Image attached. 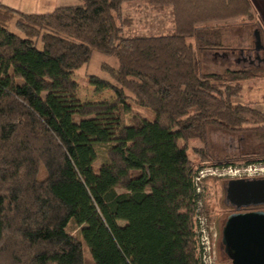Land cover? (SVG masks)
Masks as SVG:
<instances>
[{
	"label": "trees",
	"instance_id": "obj_1",
	"mask_svg": "<svg viewBox=\"0 0 264 264\" xmlns=\"http://www.w3.org/2000/svg\"><path fill=\"white\" fill-rule=\"evenodd\" d=\"M128 3L170 11L172 32L125 35ZM239 19L264 39L251 0L0 2V264H200L197 171L264 161L244 152L262 147L264 112L238 102L260 71L204 69L235 55L224 35ZM95 51L116 65L88 81L114 99L81 103L73 76ZM212 132L237 151L215 154Z\"/></svg>",
	"mask_w": 264,
	"mask_h": 264
},
{
	"label": "rangeland",
	"instance_id": "obj_2",
	"mask_svg": "<svg viewBox=\"0 0 264 264\" xmlns=\"http://www.w3.org/2000/svg\"><path fill=\"white\" fill-rule=\"evenodd\" d=\"M51 6H43V5H31V4H15L20 11L25 13H46L51 12L53 9L59 6H66V5H75L79 3V0H60L56 2V0H51ZM136 4H126L124 6L125 10H129L131 14H133V19L136 21L134 26L128 29L125 32V35L129 36H139V35H146V34H156V35H166L172 32V17L171 14L168 13L170 11H166L162 14H156L150 10H138L135 8ZM132 7V8H131ZM260 6H258L257 1H254V8L255 13L259 11ZM131 8V10H130ZM138 12V13H136ZM141 13V14H140ZM259 13V12H258ZM260 19V18H259ZM241 19L235 21L238 23V26H234L233 28L229 29L224 36L226 39L227 45L231 44L233 47L235 46V55H230L227 58H217L215 62H212L213 56H210L211 62H206L204 64V69H222L224 67H243L245 65L250 66L249 63L243 59L244 55H248L249 53H253L252 51L254 48V35L253 31L246 29L242 24H240ZM241 25V26H240ZM13 31L15 29L11 27ZM251 33V34H250ZM243 35L244 37L247 36L249 38V44H251L250 49L246 48V45H249L248 42H241ZM252 35V37H251ZM244 43V44H243ZM261 46H264V39L261 41L259 40ZM250 46V45H249ZM260 46V47H261ZM261 47V48H262ZM239 49L244 52V55H240L238 53ZM240 52V51H239ZM263 52V51H261ZM264 52L261 53L260 56L263 58ZM226 57V56H225ZM238 58V59H234ZM260 59L259 64H257L253 59L250 61L251 68L258 69V76L251 81L245 82L242 89V98L239 99L238 102L249 103L254 106L256 109L264 112V63L261 62L263 59ZM116 65V60L113 57L102 55L98 52H93L90 62L83 66L78 72L73 76V79L77 83V89L75 92V97L81 103H93V102H110L114 99V94L111 90L99 87L94 85L88 81V76L95 75L101 78H108V74L102 69L103 65ZM245 66V67H247ZM256 70V71H258ZM248 139L251 145H254L255 138ZM210 142L212 143L211 148L217 155H225V154H232V151H237L238 140L231 141L232 144H227L226 139L228 137L224 136L219 132H212L209 136ZM248 143V142H247ZM196 144V143H195ZM194 144V145H195ZM264 146V143L262 144ZM259 146L255 147H247L244 152L250 151L255 149V151H260V155L264 156V149H260ZM192 159L197 162L196 157L190 153ZM259 162V161H258ZM249 164L254 163H243V162H234L229 165H223L219 168H224L227 170V167H231V169L247 167ZM261 164L259 166H264V162L256 163L255 166ZM218 167V165H211V164H203L200 169H205L207 172H213L214 169ZM228 171V170H227ZM221 176L219 175H210L205 176L203 180L205 194L203 199V210L205 214L208 212L207 217L209 220V224L212 230V233L215 234L214 238V258L215 264H231V261L228 259L227 255L224 253L223 246L221 244V230L224 224L226 217L230 213V206L226 205L224 196H225V183L227 180L232 179L228 177L229 175L225 174L223 171ZM224 173V174H223Z\"/></svg>",
	"mask_w": 264,
	"mask_h": 264
},
{
	"label": "water",
	"instance_id": "obj_3",
	"mask_svg": "<svg viewBox=\"0 0 264 264\" xmlns=\"http://www.w3.org/2000/svg\"><path fill=\"white\" fill-rule=\"evenodd\" d=\"M253 35L254 49L258 51L260 35L257 31ZM224 200L236 210L226 217L222 226L224 253L231 264H264V211L238 212L241 207L264 204V178L228 180Z\"/></svg>",
	"mask_w": 264,
	"mask_h": 264
},
{
	"label": "built area",
	"instance_id": "obj_4",
	"mask_svg": "<svg viewBox=\"0 0 264 264\" xmlns=\"http://www.w3.org/2000/svg\"><path fill=\"white\" fill-rule=\"evenodd\" d=\"M262 163V162H259ZM254 164H249L247 167L241 168H233L227 167L228 171L224 168L216 167L213 172H207L205 169H199L197 174L194 176V186L196 188V193L199 198L196 202V209L194 213L195 220V239L197 243V251L199 257L200 264H215L214 258V236L212 233L208 217L206 216L203 210V200H202V192H203V180L205 176L210 175H219L221 176L223 171L225 174L229 175L230 178H238L242 176H254V175H264V166H259L258 164L255 166ZM223 173V174H224Z\"/></svg>",
	"mask_w": 264,
	"mask_h": 264
},
{
	"label": "crops",
	"instance_id": "obj_5",
	"mask_svg": "<svg viewBox=\"0 0 264 264\" xmlns=\"http://www.w3.org/2000/svg\"><path fill=\"white\" fill-rule=\"evenodd\" d=\"M23 1H24V4L26 5V4H31V5H43V6H51V4H52V2H51V0H0V2L1 3H3V4H5V5H7V6H10V7H12V8H17L16 7V5L15 4H23ZM60 0H56V2H59ZM254 1H257V4H258V6H260L259 8V13L257 12V13H255L256 14V16L258 17V18H260V20H261V22L263 23V25H264V0H251V2H252V5L254 6ZM18 10V9H17ZM20 11V10H19ZM23 12V11H22ZM47 13V12H46ZM261 45V44H260ZM262 47V46H261ZM261 47H259V50L258 51H254V49L252 50V51H254L253 53H249L252 57H253V61H260V60H258V58L259 59H261L262 58V56H260L261 55V53H263L264 52V50H263V47L261 48ZM261 51H263V52H261ZM241 53V56L242 55H244V52H240ZM248 54V55H249ZM233 55V54H232ZM248 55H244V56H248ZM235 60L236 59H238V58H234ZM243 59H244V57H243ZM261 62L262 63H264V59H263V61L261 60ZM249 63V65L251 66V64H250V62H248ZM257 64H259L260 62H256ZM249 66V68H251ZM254 69V68H253Z\"/></svg>",
	"mask_w": 264,
	"mask_h": 264
},
{
	"label": "flooded vegetation",
	"instance_id": "obj_6",
	"mask_svg": "<svg viewBox=\"0 0 264 264\" xmlns=\"http://www.w3.org/2000/svg\"><path fill=\"white\" fill-rule=\"evenodd\" d=\"M244 59L247 62H250L253 59V57L249 54L248 56H245ZM262 59H264V55H263V58ZM260 149H264V146L262 145V147ZM259 162H264V161H259ZM259 162H254V163H259ZM263 178H264V175H254V176H242V177L232 178V179H250V180H256V179H263ZM225 185H226V183H225ZM258 210L264 211V204L263 205H257V206L241 207L238 212H250V211H258ZM233 212H236V210H235L234 207H231L230 206V213L229 214H231Z\"/></svg>",
	"mask_w": 264,
	"mask_h": 264
}]
</instances>
